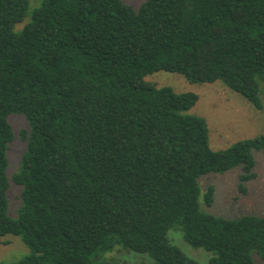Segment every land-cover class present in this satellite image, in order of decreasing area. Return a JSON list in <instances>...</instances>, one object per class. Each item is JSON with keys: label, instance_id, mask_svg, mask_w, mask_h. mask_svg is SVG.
I'll use <instances>...</instances> for the list:
<instances>
[{"label": "trees", "instance_id": "obj_1", "mask_svg": "<svg viewBox=\"0 0 264 264\" xmlns=\"http://www.w3.org/2000/svg\"><path fill=\"white\" fill-rule=\"evenodd\" d=\"M138 6L0 0V243L19 235L29 248L0 264H109L117 246L148 254L140 264H198L172 229L209 264L264 260V216L204 211L215 188L202 194L199 181L240 166L245 191L264 132L213 149L206 118L190 112L199 95L146 79L165 70L220 80L261 109L264 0ZM11 113L29 124L12 176ZM12 182L22 188L15 216Z\"/></svg>", "mask_w": 264, "mask_h": 264}, {"label": "rangeland", "instance_id": "obj_2", "mask_svg": "<svg viewBox=\"0 0 264 264\" xmlns=\"http://www.w3.org/2000/svg\"><path fill=\"white\" fill-rule=\"evenodd\" d=\"M41 0H31V6H36ZM137 7L144 0H124ZM138 6V7H139ZM18 25L17 29L22 28ZM158 86H172L177 92H194L199 95L196 104L190 112L206 118L209 126V141L213 149L227 148L234 142L259 135L264 132V83H262L261 97L263 107L257 109L248 99L229 88L218 80L215 82H191L180 73L160 70L146 77ZM10 122L14 126L15 138L11 142L9 158V175L12 176L19 168L21 157L26 149V141L20 136L23 129L29 124L21 113H11ZM256 176L245 182L246 190L240 188V166L223 173H209L201 177L202 194L211 185L215 188L212 205L202 201L204 211L235 218L244 214L264 216V151H255ZM22 188L12 182L8 192L10 201L9 213L13 216L20 206ZM203 198V195H202ZM171 239L184 249L190 256L198 260V264H209V252L203 248H195L183 239L182 232L170 230ZM29 248L21 236L7 234L0 243V261L13 262L19 260ZM109 264H140L150 261L149 255L136 251H128L117 246L107 254ZM258 260V258H257ZM264 264V260H260Z\"/></svg>", "mask_w": 264, "mask_h": 264}]
</instances>
